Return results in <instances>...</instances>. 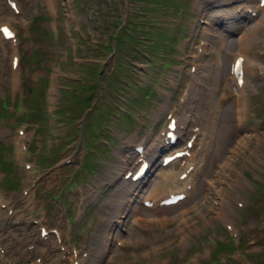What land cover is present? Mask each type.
<instances>
[{"label": "rangeland", "instance_id": "1", "mask_svg": "<svg viewBox=\"0 0 264 264\" xmlns=\"http://www.w3.org/2000/svg\"><path fill=\"white\" fill-rule=\"evenodd\" d=\"M15 1L17 11L0 0V24L15 32L12 39L0 35V196L13 211L0 208V219L7 216L4 228L19 240L10 244V258L264 264L258 0ZM239 37L241 54L254 64L236 90L226 60ZM169 114L187 121L179 145L195 136V188L169 209L172 218L153 222V214L133 224L146 213L143 199L161 156L173 150L159 144ZM222 127L231 139L215 155ZM137 145L153 161L140 183L125 177ZM128 183L140 188L123 203ZM217 241L228 248L216 252Z\"/></svg>", "mask_w": 264, "mask_h": 264}, {"label": "bare ground", "instance_id": "2", "mask_svg": "<svg viewBox=\"0 0 264 264\" xmlns=\"http://www.w3.org/2000/svg\"><path fill=\"white\" fill-rule=\"evenodd\" d=\"M263 10H264V8H262V11H260V9H259V11L257 10V13H259L261 15V19L257 21V25H262L261 23L264 22V12H263ZM2 25H4V24H0V26H2ZM260 30H263L264 31V27L262 29H260ZM241 41H242V38L239 37V39H238V48L234 46V50L232 52H230L231 55L229 56V59L226 60L227 61V66L226 67H227V70H228V76H229L230 80L234 83V86H235V89L236 90H241L240 87L243 84L240 86L237 83V79H236L237 77H236V75L234 73V67H233L235 60L239 56H243L242 67H243V70H244V72L246 74L248 73L249 69L251 68V66L249 64L250 63L251 64L253 63L252 61L249 60V58L246 55L241 54V51L243 50L242 48L240 49V46L242 44ZM225 70H226V68H225ZM245 73H244V75H245ZM237 112L238 111L236 110V113ZM205 116L208 117V116H210V114L207 112V113H205ZM185 123H187L186 119L182 118L181 120H179L176 123L177 126L175 128V131L180 133L183 130V125H185ZM202 130H203V128L201 127L200 134H202ZM204 130H206V129H204ZM166 131H167V129L163 133L164 137L160 139V144L161 143L164 144L168 140L167 137L165 136ZM207 133L208 132L206 131V134ZM218 134L219 135H217V139H216L215 155L217 153L220 154V150H221L220 147H222L226 143H229L230 142V139H231V135L229 133H225L223 131V127H222V129L220 130V132ZM142 154L143 155L145 154L144 151H142ZM219 154H217V155H219ZM139 156L140 155H138V157ZM138 157H135L133 159V161H132V163H131L130 166H132V165L135 164V161L137 160ZM152 157H154L153 154H152ZM192 164H194V155H193V152L189 155V157H183L180 160L177 159V160H174V161L168 163L166 166L165 165L164 166H161L159 168V170L156 172V174L154 175V177L152 178V180L150 181V184H149V186L146 189V195H145V197L143 199V200H149L152 203V205L150 207L144 208L143 211L146 212V213H143L141 216L139 215L140 217H134L133 218V221L134 222H132V223L135 224V223H137L139 221V219L140 220H144L145 217H147L148 215H151L152 216L153 214H155V216L153 218L155 220H152L153 222H155V221H157V220L160 219L158 217L156 218V216H161V220L164 219V218H166V219L167 218H172V217H170V215H172L173 213H170L169 212V209L174 208L175 206H177V205H179L181 203H185V201L189 200L190 199L189 194L191 193V190L193 191V189L195 188L193 186V184L190 183L191 180H192V178H193V176H194V173L196 172V165L194 166V169H191V165ZM148 170H149V168H148ZM183 172H187V176L184 179L181 180L180 179V175ZM137 183H140V182H137ZM188 184H190V187L189 188H188V186H189ZM123 188L125 189V195H124V198H122V199H124L123 200V203H124L125 200H129V198L131 199L132 197L136 196V191L139 190L140 187H139V184H137V185H130L128 183V184H124L123 185ZM82 193H83V195L85 194L83 189H82ZM179 193H183L185 195V197H184L183 200L177 202L176 204L167 206V207H160L159 202L161 200L165 199L170 194H179ZM31 201L32 200H31L30 197H27L26 198V202H31ZM3 203L6 204L7 202H5L2 199V197L0 196V204H3ZM119 204H122V202H119L118 205ZM163 211H165V212L162 214L161 212H163ZM0 214L2 215L3 213H1V211H0ZM116 216L118 217V215H116ZM174 218H176V217H174ZM4 219L5 218H3L2 220L0 219V221H3ZM2 230H6V229L5 228H2ZM13 240H15V243L16 242L17 243L19 242V240H17L14 237V235L11 234V232L1 231V234H0V264H17V261L14 260V259H11L10 258V255H9V252H10V244L13 242ZM104 241H105V245H106V239H104ZM104 241H103V246H104V252H105V247L106 246L104 245ZM140 245H142V244L141 243H138L135 246H140ZM17 252H19V251H17Z\"/></svg>", "mask_w": 264, "mask_h": 264}, {"label": "trees", "instance_id": "3", "mask_svg": "<svg viewBox=\"0 0 264 264\" xmlns=\"http://www.w3.org/2000/svg\"><path fill=\"white\" fill-rule=\"evenodd\" d=\"M130 28L132 29V28H134L133 26H130ZM127 30V29H126ZM125 30V28H122V29H120L118 32H117V35L119 36L122 32H124V31H126ZM118 36H116V38H115V41H116V43H117V41H119L118 40ZM232 247H233V245H232ZM225 249V244L224 243H219L218 245H217V250L218 251H222V250H224ZM213 264H214V262H213ZM215 264H217V263H215ZM226 264H228V263H226ZM231 264H240V263H237V262H231Z\"/></svg>", "mask_w": 264, "mask_h": 264}]
</instances>
